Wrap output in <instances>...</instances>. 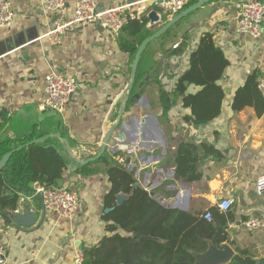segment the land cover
Returning a JSON list of instances; mask_svg holds the SVG:
<instances>
[{"label": "crops", "instance_id": "crops-1", "mask_svg": "<svg viewBox=\"0 0 264 264\" xmlns=\"http://www.w3.org/2000/svg\"><path fill=\"white\" fill-rule=\"evenodd\" d=\"M9 1L12 23L0 29V142L56 134L68 142L77 159L85 160L98 153L103 136L123 109L106 160L124 158V169L138 184L134 187L153 193L166 209L201 216L212 211L215 227L224 228L225 243L234 253L240 248L263 257L264 194H257L255 181L264 174V97L256 86L264 69V19L260 36L253 39L236 31L234 5L239 0L210 1L146 46L139 60L143 81L132 91L138 98L130 93L125 101L133 59L122 51L119 39L138 47L143 34L130 37L126 30L111 34L88 25L64 33L56 44L45 37L54 17L41 0ZM75 1L67 0L69 16ZM135 1L139 0H98V8ZM159 27L147 23L146 37ZM207 37L211 45L204 47ZM175 44L179 45L174 49ZM50 73L77 84L62 114L38 108L44 77ZM189 73L199 82L186 79ZM181 82L184 92L178 93ZM207 87L221 96L214 92L207 96L212 107L207 115L213 118L195 126L194 97ZM114 138L133 153L114 155L109 148ZM48 139V144L60 141L65 147L57 137ZM183 142L195 145L201 158L200 178L191 183L179 181L174 173L175 153ZM95 168L98 172L90 176L75 172L71 164L62 172L58 187L71 190L78 199L71 220L45 210L32 193L19 195L14 212L30 210L38 225L15 228L0 212V247L6 264H74L78 251L109 236L106 227L111 222L105 220V209L111 205L112 185L107 166L99 163ZM118 197L127 199L122 193ZM224 199L231 201L225 212L217 208ZM251 218L261 226L245 228L243 223Z\"/></svg>", "mask_w": 264, "mask_h": 264}, {"label": "trees", "instance_id": "trees-1", "mask_svg": "<svg viewBox=\"0 0 264 264\" xmlns=\"http://www.w3.org/2000/svg\"><path fill=\"white\" fill-rule=\"evenodd\" d=\"M197 1L189 0L186 7ZM147 23L145 17H132L121 30H126L130 37L143 34L137 40L140 44L148 35ZM202 44L204 47L211 45L208 37ZM119 45L131 59L134 58L136 45L130 44L123 38L119 39ZM139 66L140 63L131 94L140 81H143L144 76L140 73ZM189 78L192 82H199L191 73L186 77L188 80ZM176 92H184L182 82L176 86ZM213 92L216 97L221 96L219 91L207 87L194 97V104L198 105L197 111L207 115L212 107L206 99ZM187 101L186 99L185 103L193 104ZM197 111H193L195 118L192 122L195 126L203 125L213 118L199 115ZM48 140L14 152L0 171V212L5 216L13 213L19 195L30 194L33 183L59 189L58 181L67 164L74 165L75 172L90 176L98 172L95 165L104 163L112 185L108 197L111 204L109 208L113 210L105 215V220L111 222L106 227L109 236H104L97 245L83 248L81 264H194L196 255L205 252L208 243L217 246L225 243L224 228L221 225L215 227L212 211H209L212 219L207 221L202 218L204 214L201 216L177 209H166L152 198L153 193L149 194L143 189L134 187L133 174L126 171L122 164L107 161L106 153L92 163L79 166L69 161L66 149L59 140H57L58 144H48ZM30 141L31 137L19 141L6 139L0 142V159L9 151ZM200 159L195 145L184 142L179 144L174 160L176 178L187 183L199 180ZM120 193L127 196V199L122 205L117 206L115 200ZM225 264H264V256L257 258L247 249L235 248L234 256Z\"/></svg>", "mask_w": 264, "mask_h": 264}, {"label": "built area", "instance_id": "built-area-1", "mask_svg": "<svg viewBox=\"0 0 264 264\" xmlns=\"http://www.w3.org/2000/svg\"><path fill=\"white\" fill-rule=\"evenodd\" d=\"M189 0H139L116 7L98 8V0H76L73 10L69 16L67 0H41L43 8L53 15L52 27L45 37L53 43H59L61 36L76 27L93 25L101 28L106 33H118L132 17L142 18L150 11L172 19L179 14L187 5ZM236 11V31L246 34L253 39L260 36L261 24L264 19V0H239L234 5ZM13 19V10L9 0H0V29L9 27ZM175 44L173 48H177ZM256 86L264 97V69L256 78ZM77 89L74 79L57 73H50L44 77V98L39 104V110H51L62 114L68 107L73 93ZM1 114V111H0ZM115 155L124 152L127 156L133 153V149L119 138L109 146ZM115 160L126 166L127 163L120 155ZM255 191L258 195L264 194V174L255 181ZM32 195L40 197L45 210L53 212L60 218L71 220L78 209V199L74 192L66 188H51L40 183H33ZM231 206V201L224 199L220 201L217 208L223 212ZM203 219L211 221V213L206 211ZM247 229L260 227L256 218H251L243 223ZM82 250L78 251L74 258V264L82 263ZM0 264H6V255L0 247Z\"/></svg>", "mask_w": 264, "mask_h": 264}, {"label": "water", "instance_id": "water-1", "mask_svg": "<svg viewBox=\"0 0 264 264\" xmlns=\"http://www.w3.org/2000/svg\"><path fill=\"white\" fill-rule=\"evenodd\" d=\"M210 1H212V0H198L194 4L183 9L179 14H177L172 19L167 20L165 23H163V17L160 16L159 14H157L156 11H150L148 13V15L146 16V19L148 20L149 27L150 28H154L157 26H160V27L152 35L146 37L137 47L136 53L134 55V58H133V61L131 64L130 81L126 87L127 98H125V101H127L128 96H129V94L133 88L137 66H138L140 57H141L144 49L146 48V46L150 42H152L153 40H155L159 36H161L163 33L168 31L170 28H172L175 24H177L183 18L187 17L188 15L193 13L194 11L203 7L204 5L209 3ZM133 98H138V95L137 94L133 95ZM122 112H123V109L119 111V116H118V119H117L115 125L110 127L107 130V132L105 133V135L103 136V138L101 140V144H100V149H99L98 153L93 157H88L85 160L77 159L75 157L70 145L68 144V142L66 140H64L62 137H60L59 135L54 134V135L44 136V137H41V138L36 139V140H32V141H30V142H28L22 146H19L16 149L9 151L5 155H3V157L0 159V171L5 167V165L7 164L8 160L10 159V157L12 156V154L14 152H17V151L21 150L22 148L33 145V144H40L50 137H57L65 144V147L67 150V155H68V157L72 163H75L76 165H79V166H83V165H87L89 163H92V162L98 160L106 152L109 141L112 138L113 131L115 129L117 122L119 121V119L122 115ZM72 167H75V166L73 165ZM133 186H138V184L135 183ZM123 201L124 200L121 197H118V199H116V205L117 206L122 205ZM112 210H113V208L105 209V213H109ZM6 221L9 224H11L13 227L19 228L22 230H27V229L32 228V227L39 224V223L35 224V216L28 209H23L21 212L17 211V212L11 213L9 216L6 217ZM233 256H234L233 250L226 243L219 244L218 246L214 245L212 243H208V247H207L206 251L201 253V254L196 255L194 264H225L228 261H230V259Z\"/></svg>", "mask_w": 264, "mask_h": 264}]
</instances>
